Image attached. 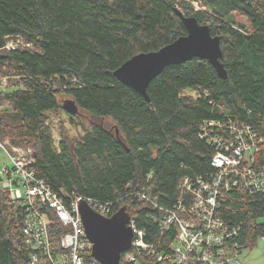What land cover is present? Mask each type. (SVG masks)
Listing matches in <instances>:
<instances>
[{
    "label": "trees",
    "instance_id": "16d2710c",
    "mask_svg": "<svg viewBox=\"0 0 264 264\" xmlns=\"http://www.w3.org/2000/svg\"><path fill=\"white\" fill-rule=\"evenodd\" d=\"M177 10L220 36L228 76L194 57L155 77L148 101L114 72L186 34ZM17 38L25 45L7 46ZM3 78L8 88L0 91V138L31 148L36 175L66 203L79 197L107 202L109 217L122 211L144 230L147 243L168 250L176 227L162 229L163 212L139 193L173 208L187 195L180 188L184 178L215 172L217 149L201 138L205 121L233 120L264 134V0H0ZM68 99L78 106L77 114H68L72 123L81 126V115L91 121L78 139L62 126L57 144L51 114L62 112ZM222 198L218 215L241 228L232 241L255 247L264 236V193L236 187ZM0 212V264H30L24 204L4 190ZM148 261L153 264L146 258L139 264Z\"/></svg>",
    "mask_w": 264,
    "mask_h": 264
},
{
    "label": "built area",
    "instance_id": "2783aa9c",
    "mask_svg": "<svg viewBox=\"0 0 264 264\" xmlns=\"http://www.w3.org/2000/svg\"><path fill=\"white\" fill-rule=\"evenodd\" d=\"M7 46L16 49L19 44L9 41ZM0 86L7 87L6 78L0 80ZM201 138L217 149L211 158L216 168L212 175L195 181L184 178L180 188L187 195L173 208L160 206L139 193L163 212L159 219L162 229L176 227L172 245L159 251L146 242L144 230L131 219L128 225L134 231L133 244L122 254L123 264H139L144 258L153 259V264H242L239 254L243 249L232 241L237 240L241 228L224 221L218 211L224 191L242 187L251 195L264 193V134L233 120H210L201 126ZM0 153L12 164L0 173V192L7 190L13 201L25 206L22 238L30 264H101L93 257V243L80 214L82 197L68 204L38 177L31 148L0 138ZM87 200L100 214L109 217L112 213L109 203ZM261 238L264 240V236Z\"/></svg>",
    "mask_w": 264,
    "mask_h": 264
},
{
    "label": "water",
    "instance_id": "95a60500",
    "mask_svg": "<svg viewBox=\"0 0 264 264\" xmlns=\"http://www.w3.org/2000/svg\"><path fill=\"white\" fill-rule=\"evenodd\" d=\"M187 33L157 51L143 52L127 60L115 70L114 75L124 84L141 93L148 101L150 82L171 65L181 64L194 57L207 59L226 78L227 70L222 63L223 51L220 36H214L209 24H202L195 16H187L180 10ZM63 109L67 114H77L74 100H66ZM119 131L117 130V133ZM79 210L86 234L93 243V257L101 264H123L122 254L133 244L134 231L129 219L120 211L112 217L100 214L85 198L79 201Z\"/></svg>",
    "mask_w": 264,
    "mask_h": 264
},
{
    "label": "rangeland",
    "instance_id": "374dc122",
    "mask_svg": "<svg viewBox=\"0 0 264 264\" xmlns=\"http://www.w3.org/2000/svg\"><path fill=\"white\" fill-rule=\"evenodd\" d=\"M196 9H197V5H199V3H197L196 1L193 2ZM238 18L242 21H246V17L243 15L238 14L237 15ZM9 41H13L15 43H18L19 46L22 45L23 41L20 38L17 39H10ZM8 87H1L0 86V91L1 90H6ZM183 94L185 95H191V96H196L197 92L196 91H191V90H186ZM83 114L84 112L81 111ZM81 120H82V125L80 126V124L78 123V121L76 123H72L70 116L63 110L62 112H60L58 115L55 114H51V124L53 127V134L54 137L56 139V143L58 144L61 140V138L63 137L62 135V126L66 127V134L67 136L69 135L72 139H78L79 135L81 133H83V128L82 126L83 123L85 125H89L90 124V119H88L86 116H80ZM107 126L110 129H113V126H111V121L110 123L107 122ZM4 140H9L8 138H2ZM11 166V162L9 160V158L4 155L3 153H0V173L1 171L5 168V166ZM4 180L7 179L6 176L3 177ZM262 221L264 222V218L262 219ZM239 258L242 262V264H264V240L262 238L258 239V242L256 244L255 247L253 248H244L241 252V254H239Z\"/></svg>",
    "mask_w": 264,
    "mask_h": 264
},
{
    "label": "bare ground",
    "instance_id": "6f19581e",
    "mask_svg": "<svg viewBox=\"0 0 264 264\" xmlns=\"http://www.w3.org/2000/svg\"><path fill=\"white\" fill-rule=\"evenodd\" d=\"M8 44V43H7Z\"/></svg>",
    "mask_w": 264,
    "mask_h": 264
}]
</instances>
